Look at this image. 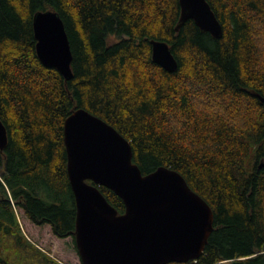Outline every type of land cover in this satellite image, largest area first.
<instances>
[{"label": "trees", "instance_id": "16d2710c", "mask_svg": "<svg viewBox=\"0 0 264 264\" xmlns=\"http://www.w3.org/2000/svg\"><path fill=\"white\" fill-rule=\"evenodd\" d=\"M207 1L218 38L191 18L175 30L179 0H0V264H61L22 235L14 204L74 239L63 126L79 107L130 142L142 174L176 170L211 206L200 256L166 264H264V0ZM44 10L64 23L70 79L37 56L32 17ZM151 39L168 43L174 71L152 60Z\"/></svg>", "mask_w": 264, "mask_h": 264}, {"label": "water", "instance_id": "95a60500", "mask_svg": "<svg viewBox=\"0 0 264 264\" xmlns=\"http://www.w3.org/2000/svg\"><path fill=\"white\" fill-rule=\"evenodd\" d=\"M179 6L175 30L191 18L202 31L222 35L207 0H179ZM32 25L41 63L70 79L72 53L59 14L37 11ZM150 43L152 60L174 71L177 60L168 43ZM63 140L76 210L74 241L82 264H166L200 256L213 229V211L178 171L159 166L142 174L132 161L130 142L81 107L65 118ZM6 143L0 119V149ZM99 186L123 200V213H117Z\"/></svg>", "mask_w": 264, "mask_h": 264}, {"label": "rangeland", "instance_id": "374dc122", "mask_svg": "<svg viewBox=\"0 0 264 264\" xmlns=\"http://www.w3.org/2000/svg\"><path fill=\"white\" fill-rule=\"evenodd\" d=\"M17 209L19 210L18 212L21 216V222L23 224L24 230L29 237V240L23 234L22 235L28 241L31 240V243L33 245L36 244L49 253L54 252V257L56 259L55 261H57L58 263L61 262L62 264H82L73 237L68 236L65 238H58L53 235L49 225L33 224L24 215L19 207Z\"/></svg>", "mask_w": 264, "mask_h": 264}, {"label": "built area", "instance_id": "2783aa9c", "mask_svg": "<svg viewBox=\"0 0 264 264\" xmlns=\"http://www.w3.org/2000/svg\"><path fill=\"white\" fill-rule=\"evenodd\" d=\"M13 208H14V212H15V216H16V220H17V224H18V226L19 227H21V229L23 230V235L29 240V237H28V235H27V233H26V231L24 230V227H23V224H22V222H21V216L19 215V210L17 209L18 208V206H16L15 204L13 205ZM30 242H32L31 240H30ZM35 244V243H34ZM36 245V244H35ZM40 250H42L43 252H45L47 255H49L50 257H52L53 259H55V257H54V252H51V253H49V252H47V251H45L44 249H42L41 247H39L38 245H36ZM56 260V259H55ZM61 263V262H60ZM62 264V263H61Z\"/></svg>", "mask_w": 264, "mask_h": 264}]
</instances>
